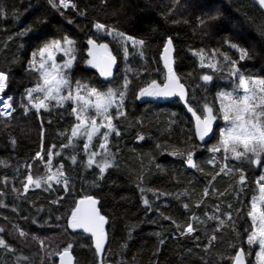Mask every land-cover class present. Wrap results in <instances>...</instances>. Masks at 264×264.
Returning <instances> with one entry per match:
<instances>
[{
	"label": "trees",
	"instance_id": "trees-1",
	"mask_svg": "<svg viewBox=\"0 0 264 264\" xmlns=\"http://www.w3.org/2000/svg\"><path fill=\"white\" fill-rule=\"evenodd\" d=\"M55 1L0 0L2 96L11 106L0 113V264H54L64 249L75 264H232L238 249L256 264L249 211L262 193L264 216V150L232 144V153L212 154L205 146L216 128L201 142L194 120L236 74L264 88V12L253 0H74L68 10ZM166 38L188 102L139 95L164 81ZM91 42L116 62L109 81L88 65ZM58 44L71 63L61 95L46 96L38 60L52 48L61 62ZM89 92L115 95L109 130L97 120L90 131L93 110L81 125L75 96ZM252 109L247 118L264 119ZM87 196L107 221L100 251L71 221Z\"/></svg>",
	"mask_w": 264,
	"mask_h": 264
},
{
	"label": "rangeland",
	"instance_id": "rangeland-1",
	"mask_svg": "<svg viewBox=\"0 0 264 264\" xmlns=\"http://www.w3.org/2000/svg\"><path fill=\"white\" fill-rule=\"evenodd\" d=\"M68 1L69 2L66 3L64 0H56L55 3H51L52 6L60 8L62 10L72 9L74 7V0ZM129 40L131 43H133L132 39ZM56 48L59 57L61 56V62L55 63L56 54L52 51V48L44 50V52H42L40 60H38V70L42 83L41 85L48 89L46 96H50L52 94V90H55L57 96L61 95V90L66 83L65 76L63 75L64 66H68L71 63V58H69L67 55L68 51L66 50V47L58 44L56 45ZM88 54V65L99 71H101V56H110L109 52L104 46L94 44L93 42L90 43V50ZM198 58L201 65L206 66L207 68L213 67L211 58L205 57L203 54H198ZM164 59L165 65L163 66V68L165 70L164 74L166 76V72L170 73L172 58L169 59L168 57ZM47 61L51 62L50 66L46 64ZM152 85L155 87V91L147 100L163 101L172 98V95L167 90L166 83L164 81L162 83L153 82L148 84V86L146 87L150 88ZM39 87L40 84L35 86V90H40ZM3 90L4 77L2 89L0 90V113L3 116H7L11 111V106L9 103V97L2 96ZM216 95L217 103L216 105H214L215 107H210L211 105H204V110L201 113L197 114L198 118L202 119L203 122L208 126V128L213 131V133L214 128H216L217 131V137L215 138V140L205 146L208 152L217 155V151L222 149L223 151H230L232 153V144H234L235 146L238 145L239 147H243L245 149L248 148L249 150H264V119L258 121V118H247L245 115L247 111L249 113L254 112L256 114V109H252V107L258 109L263 108L264 111L263 81L260 79L248 78L236 74L234 87L223 90L221 92H217ZM75 97L79 101H83V104L80 105V109L78 112V117H80V120L82 121L81 125L84 126L88 123L87 118H89V116L87 111L89 112V110H93V118L89 119V123L91 124L89 127L90 131H97L98 126H104L105 128H107V130L110 129V118L107 117V108L116 106L117 101L115 95H113L112 93L96 94L95 92H89L87 99L83 98L82 96ZM142 99L144 100V98ZM189 99L190 93L188 99L185 102H188ZM9 107L10 109H7ZM250 109L252 110L250 111ZM97 120L100 121L98 123V126H96ZM188 160L186 162H188ZM222 167H226L224 163ZM261 174L258 180L261 179ZM263 188L264 182H262L261 185L262 192ZM261 202L262 193H260V196L257 199L251 201L249 211L250 218L254 223V229L250 238L253 240V244L257 245V249L253 258L256 264H264V216L261 214L260 210ZM73 216L71 217V221L73 219ZM72 224H74L73 221Z\"/></svg>",
	"mask_w": 264,
	"mask_h": 264
},
{
	"label": "water",
	"instance_id": "water-1",
	"mask_svg": "<svg viewBox=\"0 0 264 264\" xmlns=\"http://www.w3.org/2000/svg\"><path fill=\"white\" fill-rule=\"evenodd\" d=\"M257 6L264 12V0H253ZM171 41L168 39L161 50V58H173V51ZM165 60H162L164 63ZM101 75L107 81L114 77L116 72V62L108 55H103L100 58ZM205 82L208 81V77H205ZM167 90L174 95V98L179 101H186L189 97L187 87L180 79L174 75L168 76L165 81ZM155 91V87L151 86L149 89L144 90L141 93L142 98L148 99L150 95ZM194 129L196 136L202 140H209L213 136V131L203 122L202 119L197 118L194 120ZM190 158L187 164L191 163ZM72 221L74 224L87 236L91 238L94 248L98 251L102 250L106 243V229L107 221L101 215L98 202L96 198L92 196L82 197L77 200L75 205V212ZM56 264H75V259L72 252L69 249L60 251L57 255ZM232 264H247L245 253L242 249H239L234 256Z\"/></svg>",
	"mask_w": 264,
	"mask_h": 264
},
{
	"label": "bare ground",
	"instance_id": "bare-ground-1",
	"mask_svg": "<svg viewBox=\"0 0 264 264\" xmlns=\"http://www.w3.org/2000/svg\"><path fill=\"white\" fill-rule=\"evenodd\" d=\"M168 39L171 41L170 38H166V41H167ZM166 41H165V42H166ZM165 42H164V44H165ZM164 44H163V46H164ZM163 46H162V47H163ZM171 46H172V49H173L172 41H171ZM161 50H162V48H161ZM171 51H172V50H171ZM160 55H161V51H160ZM160 55H159V57H160ZM160 60H161V62H162V60L164 61L165 59L160 57ZM161 65L164 66V65H165V62H164V63H161ZM167 78H168V75L165 76V78H164V82L166 81ZM2 83H3V76L0 74V90L2 89ZM153 85H154V84H153ZM153 85H152V86H153ZM148 88H149V87L145 88L144 90H146V89H148ZM144 90H143V91H144ZM143 91H140L139 95H141V93H142ZM0 92H1V91H0ZM7 109H10V107L7 108ZM195 135H196V134H195ZM196 137H197L201 142H209V141L212 139V138H211V139H209V140H202L200 137H198V136H196ZM212 137H213V136H212ZM191 160H192L191 163L187 164V162H186V165H187V166L190 165V169H193V159H191ZM103 217H104V216H103ZM105 220H106V219H105ZM106 231H107V229H106ZM238 250H239V249H238ZM238 250H237V251H238ZM236 253H237V252H236ZM57 255H58V254H57ZM234 256H235V255H234ZM233 259H234V258H233ZM56 261H57V256H56ZM232 262H233V261H232ZM54 264H56V262H55Z\"/></svg>",
	"mask_w": 264,
	"mask_h": 264
},
{
	"label": "built area",
	"instance_id": "built-area-1",
	"mask_svg": "<svg viewBox=\"0 0 264 264\" xmlns=\"http://www.w3.org/2000/svg\"><path fill=\"white\" fill-rule=\"evenodd\" d=\"M66 3H68L69 1L68 0H64ZM71 3H73V2H71Z\"/></svg>",
	"mask_w": 264,
	"mask_h": 264
},
{
	"label": "flooded vegetation",
	"instance_id": "flooded-vegetation-1",
	"mask_svg": "<svg viewBox=\"0 0 264 264\" xmlns=\"http://www.w3.org/2000/svg\"><path fill=\"white\" fill-rule=\"evenodd\" d=\"M165 71V70H164ZM168 73V72H167ZM197 118V117H196Z\"/></svg>",
	"mask_w": 264,
	"mask_h": 264
}]
</instances>
